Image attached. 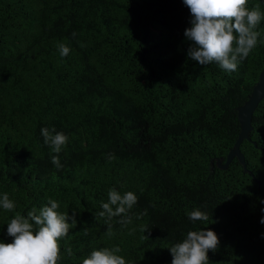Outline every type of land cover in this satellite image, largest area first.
Masks as SVG:
<instances>
[{"label":"trees","instance_id":"obj_1","mask_svg":"<svg viewBox=\"0 0 264 264\" xmlns=\"http://www.w3.org/2000/svg\"><path fill=\"white\" fill-rule=\"evenodd\" d=\"M257 4L264 14V0L247 7ZM190 19L183 0H0V198L15 203L0 207V241L11 243L17 213L53 199L77 221L57 264L117 246L126 264H171L169 247L204 228L219 238L209 264H264V96L240 143L244 164L219 166L264 64V18L231 73L188 57ZM42 127L68 136L61 168ZM111 188L138 199L109 234L98 213ZM195 208L208 221H191Z\"/></svg>","mask_w":264,"mask_h":264},{"label":"clouds","instance_id":"obj_2","mask_svg":"<svg viewBox=\"0 0 264 264\" xmlns=\"http://www.w3.org/2000/svg\"><path fill=\"white\" fill-rule=\"evenodd\" d=\"M183 3L191 14V26L184 32L192 42L188 57L200 65L215 62L225 72L236 71L238 64L248 57L257 44L259 33L255 29L264 18L259 5L249 9L248 0H183ZM58 49L61 56H67L70 51L64 43H60ZM40 131L45 144L57 154L51 155L52 164L61 168L58 154L67 143L68 136L55 127H42ZM112 159L114 154H108V160ZM137 199L132 191L121 195L115 188L109 189L108 202H102L103 211L98 213L99 217L107 218L109 234L112 218L126 214ZM261 203L264 204V199ZM0 207L6 211L15 209V203L7 193L0 198ZM58 208L59 203L49 199L41 208L29 210L26 217L17 213L7 224V235L13 238L11 243L0 241V264H57L60 259L58 241L68 235L69 219L72 225L77 223L75 212L69 217L68 213L57 211ZM261 211L264 212V208ZM187 215L193 222L209 219L199 208ZM130 222L131 217L119 221L125 225ZM260 223L264 224V216ZM218 245L219 238L213 230H190L182 242L169 247L171 264H209L208 252H215ZM120 251L118 246L94 249L82 258L81 264H126L125 258L117 254ZM67 253L72 255L71 247L67 248Z\"/></svg>","mask_w":264,"mask_h":264},{"label":"water","instance_id":"obj_3","mask_svg":"<svg viewBox=\"0 0 264 264\" xmlns=\"http://www.w3.org/2000/svg\"><path fill=\"white\" fill-rule=\"evenodd\" d=\"M264 96V64L262 69L259 72L258 79L253 85L251 93L248 99L238 107L237 114L240 122V131L239 134L228 151L226 158L223 163H220L219 166L226 167L230 160L236 156L241 163L244 164V155L240 150V143L243 139L249 138V131L251 129V115L259 100Z\"/></svg>","mask_w":264,"mask_h":264}]
</instances>
